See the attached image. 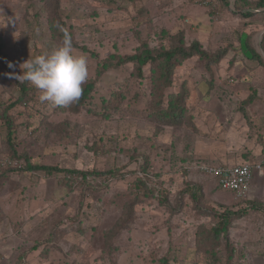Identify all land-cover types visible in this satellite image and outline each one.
<instances>
[{"label": "rangeland", "instance_id": "obj_1", "mask_svg": "<svg viewBox=\"0 0 264 264\" xmlns=\"http://www.w3.org/2000/svg\"><path fill=\"white\" fill-rule=\"evenodd\" d=\"M43 1L0 0V24L6 21L0 38L5 59L14 65L10 70L0 59V112L8 110L18 125L17 155L87 170L94 181L20 169L1 177L0 264H209L208 230L225 207L248 211L228 233L234 264H264V62L251 58L246 45L245 53L238 50L248 30L264 60V13L245 16L248 9L237 10L236 0ZM62 30L72 32L73 54L87 58L89 76L96 74L98 58L159 47L169 31L175 35L167 47H180L181 36L187 44L200 41L208 54L174 68L173 85L164 88L158 109L169 110L167 93L180 91L183 117H155L151 87L130 76L132 64L108 71L82 106L41 103L40 90L29 81L23 92L21 80L8 73L22 75L24 61L61 45ZM115 82L128 84L120 102L128 109L103 117L112 106L100 100ZM152 84L159 91L160 82ZM5 138L0 120V166H24L3 152ZM246 161L263 164L246 198L221 189L197 166ZM142 163L153 195L134 186ZM111 167L116 175L94 177L96 169ZM218 250L221 261L212 264H227L225 250Z\"/></svg>", "mask_w": 264, "mask_h": 264}, {"label": "trees", "instance_id": "obj_2", "mask_svg": "<svg viewBox=\"0 0 264 264\" xmlns=\"http://www.w3.org/2000/svg\"><path fill=\"white\" fill-rule=\"evenodd\" d=\"M45 1L43 3L45 4ZM223 4H229L230 0H219ZM49 2V0H48ZM58 4V3H57ZM236 9L237 10H244V9H250L254 10L256 13H264V0H236ZM235 12V11H234ZM255 12H248L243 13L245 16L251 17V14H255ZM236 13H238L236 11ZM62 31L61 33H63ZM69 34L72 37V32L70 31ZM167 36H165L162 40V44L159 47L154 48H145L144 50L140 52H136L134 54H128L127 56H120V58H117L116 54H111L104 58H98L97 59V65H96V74L94 76H89L87 81L82 85L83 87V93L76 102L77 104H81L84 102V100L92 99L93 91L96 88V85H99L103 77L108 73V71L116 70L117 68L122 67L126 64H132L133 69L129 71L130 76L137 79L138 83L140 85H143V87H146L147 85L151 87L152 90V104L156 106V109H153L155 112V117L161 120V117L164 121H171L172 118L177 119L178 116L183 117L184 110L182 109V106L184 104V100L182 102L178 101V96L180 94V91H174L167 93V99H168V108L169 110L164 111L163 113H160L158 109L162 108L163 102L165 100L164 96V88L168 90L169 87L173 85V73L174 68L182 65L183 62L189 58H191L194 55L203 56L205 57L208 52L206 48H204L201 45L200 41H195L193 43L187 44L185 42V38L181 36V45L179 46H171L167 47L166 45L171 42V40L174 38V33L169 31L167 32ZM249 42L244 41V45L248 48L249 51L252 52V57L256 58L257 60H260L261 62H264L262 57L260 56V53L255 50L253 46H251L250 37ZM247 38V39H248ZM0 38V59L5 62L6 66L8 67V61L5 59V45L1 41ZM73 40V39H72ZM161 43V42H160ZM165 44V45H164ZM74 46V45H73ZM242 50H243V46ZM75 48V47H74ZM77 48V47H76ZM231 47L227 45V47L224 49L226 50L230 49ZM175 56L176 58H179L178 63L170 64L168 65L167 62L172 61ZM251 57V58H252ZM163 58L164 63H160L159 65L158 59ZM184 60V61H183ZM154 63V66L152 64ZM13 64V63H12ZM147 65H150V71L147 72L146 67ZM8 69L11 70V68L8 67ZM14 73V70H13ZM169 76H172L169 78ZM12 78H14L12 76ZM158 81L160 82V89L155 90V87H157V84H152L153 82ZM142 83V84H141ZM20 84L22 86V91L26 92L28 89V81H20ZM30 87V86H29ZM128 93V84H122L120 82H115L110 87V93L107 97L104 95L101 98L102 106H112L111 110L107 112V114H101V116H109L114 111H117L119 113L125 114L128 107L120 106V102H122L124 99H126V94ZM137 93V92H136ZM126 96V97H125ZM139 96V95H137ZM177 98V99H176ZM155 102V103H154ZM71 107V106H70ZM8 110H3L0 112V120L4 122V126L6 128V138L4 140V144H2L3 152H6L10 154L11 156L17 157L18 160L25 161L24 166H0V178L1 177H7L9 176L7 173L11 174L13 172H17L19 169L29 172H36L38 170H43L48 173H53L55 171L62 172L64 174V178L67 177L70 180L78 181L80 180H89L91 181L92 177L90 173L87 170H79V169H70L67 167H58L57 165H50V164H38V162H35L33 158L29 157L27 154H20L17 155L19 152L18 150V144L21 142L20 135H19V129L17 123L13 122L11 117L9 116ZM187 112H185L186 114ZM190 112H188L189 114ZM168 123V122H165ZM172 123L175 127L182 128L184 126L177 124L175 122H169ZM168 123V124H169ZM17 125V126H16ZM72 129V128H71ZM71 137V136H69ZM116 169L115 167H111L108 171L105 170H99L96 169L94 171V177L96 179L102 178L103 175L110 174L113 176L116 175ZM148 176L147 167L145 164H141L140 167L136 170V177L134 179V186L138 189H150L146 183V177ZM94 181V179H92ZM221 188V186H220ZM193 194H195V191H192ZM148 194L153 195V189H150L148 191ZM215 211V210H214ZM248 213V211L245 209L243 210H233L230 208H224V210L220 212H216L217 220L213 223V225L209 228V233L211 234L212 238V248H206V251L210 254L212 257V261L209 264L221 261L220 253L218 249H224V256L227 260V264H234V258H235V245L230 241L229 239V230L232 227V223L236 218H241L245 216ZM215 214V212H214ZM119 231V230H118ZM204 235V232L198 233V237H201ZM115 236V235H114ZM228 254V257H226Z\"/></svg>", "mask_w": 264, "mask_h": 264}, {"label": "clouds", "instance_id": "obj_3", "mask_svg": "<svg viewBox=\"0 0 264 264\" xmlns=\"http://www.w3.org/2000/svg\"><path fill=\"white\" fill-rule=\"evenodd\" d=\"M211 4L212 2L208 5ZM3 26H6V21L0 24V27ZM62 31H64V37L61 45L45 55L24 61L20 65L23 70L22 75L15 73H8V75L14 76L17 80L31 82L41 92L39 96L41 103L47 101L59 107H69L80 99L83 93L82 85L89 78V69L85 56L73 54L71 35L66 30ZM8 67L13 68L14 65L8 62ZM200 164L215 163L200 162ZM200 164L198 163L197 166ZM217 184L219 187L221 186L219 183ZM221 189H223L222 186Z\"/></svg>", "mask_w": 264, "mask_h": 264}, {"label": "built area", "instance_id": "obj_4", "mask_svg": "<svg viewBox=\"0 0 264 264\" xmlns=\"http://www.w3.org/2000/svg\"><path fill=\"white\" fill-rule=\"evenodd\" d=\"M264 162V160L262 161ZM262 162L238 164H200L199 169L217 178L223 189L233 191L237 197L246 198L255 172H263Z\"/></svg>", "mask_w": 264, "mask_h": 264}, {"label": "crops", "instance_id": "obj_5", "mask_svg": "<svg viewBox=\"0 0 264 264\" xmlns=\"http://www.w3.org/2000/svg\"><path fill=\"white\" fill-rule=\"evenodd\" d=\"M204 3H205L206 5H208L209 3H211V1H207V0H205ZM254 25H255V24H250V23H249V25L246 26V27H249V28H250V27H252V26H254ZM245 32L247 33L248 30H245ZM246 33H243L242 36L240 37V38H241V39H240V45H239V47H238V50L240 49V51H241V50H242V47H241V46H243V50H242V51H243L244 53L246 52V49H244V46H245V45H244V44H245L244 41L249 42V40L247 39V38L249 37V34H246ZM252 35H253V34H252ZM251 42H252V39H251ZM251 46H252V45H251ZM248 48H249V47H248ZM255 50H256V49H255ZM245 57H247V55H246ZM252 58H253V57H252ZM180 67H183V66H180ZM180 67H179V68H180ZM179 68H178V69H179Z\"/></svg>", "mask_w": 264, "mask_h": 264}, {"label": "water", "instance_id": "obj_6", "mask_svg": "<svg viewBox=\"0 0 264 264\" xmlns=\"http://www.w3.org/2000/svg\"><path fill=\"white\" fill-rule=\"evenodd\" d=\"M248 11H250V10H247L246 12H248Z\"/></svg>", "mask_w": 264, "mask_h": 264}]
</instances>
